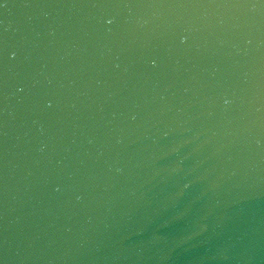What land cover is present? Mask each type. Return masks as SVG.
<instances>
[{"label": "water", "instance_id": "water-1", "mask_svg": "<svg viewBox=\"0 0 264 264\" xmlns=\"http://www.w3.org/2000/svg\"><path fill=\"white\" fill-rule=\"evenodd\" d=\"M4 3L0 264H264V4Z\"/></svg>", "mask_w": 264, "mask_h": 264}, {"label": "snow or ice", "instance_id": "snow-or-ice-1", "mask_svg": "<svg viewBox=\"0 0 264 264\" xmlns=\"http://www.w3.org/2000/svg\"><path fill=\"white\" fill-rule=\"evenodd\" d=\"M253 0H207L209 4H221L223 6H248ZM189 6H201V0H187ZM259 3L264 4V0H259ZM0 6H6L4 0H0ZM183 43V41H181ZM4 54L3 49L0 48V57Z\"/></svg>", "mask_w": 264, "mask_h": 264}]
</instances>
